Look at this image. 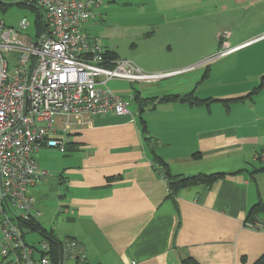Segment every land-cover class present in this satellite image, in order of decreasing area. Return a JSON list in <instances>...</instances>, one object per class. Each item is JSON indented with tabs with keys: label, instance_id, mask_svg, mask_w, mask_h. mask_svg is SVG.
<instances>
[{
	"label": "crops",
	"instance_id": "0c3cea01",
	"mask_svg": "<svg viewBox=\"0 0 264 264\" xmlns=\"http://www.w3.org/2000/svg\"><path fill=\"white\" fill-rule=\"evenodd\" d=\"M100 1L80 31L99 40L106 65L128 60L122 46L129 43L144 72L180 73L136 89L111 81L132 97L126 116L55 120L48 139L68 142L64 152L43 145L32 153L46 175L28 190L41 216L37 231L22 229L23 240L77 242L83 258L59 264H254L264 254V229L246 227L264 226V211H253L264 205V0H194L195 17L179 21L184 33L177 37L145 33L127 15L115 16L143 0ZM13 5L32 14L34 37L21 31L24 41L36 39L37 10L0 0L4 12ZM189 94L201 103L160 102ZM199 175L222 177L168 195L167 178Z\"/></svg>",
	"mask_w": 264,
	"mask_h": 264
},
{
	"label": "built area",
	"instance_id": "2783aa9c",
	"mask_svg": "<svg viewBox=\"0 0 264 264\" xmlns=\"http://www.w3.org/2000/svg\"><path fill=\"white\" fill-rule=\"evenodd\" d=\"M19 1L37 9L44 30L25 42L21 35L28 27L25 19L17 29L0 21V256L2 264H51L50 242L43 239L38 246H30L19 228V223L41 216L28 190L46 171L32 153L43 145L65 151L67 137L48 139L59 116L128 115L132 97L109 89L107 82L150 83L180 70L147 73L128 60L106 65L99 40H89L80 31L96 18L100 0ZM155 172L160 175L163 167L157 165ZM246 227L264 229L259 222ZM59 247L62 258H83L74 240L59 243Z\"/></svg>",
	"mask_w": 264,
	"mask_h": 264
},
{
	"label": "rangeland",
	"instance_id": "374dc122",
	"mask_svg": "<svg viewBox=\"0 0 264 264\" xmlns=\"http://www.w3.org/2000/svg\"><path fill=\"white\" fill-rule=\"evenodd\" d=\"M182 2H184V4H182ZM193 3L194 0H143V2L138 4L131 2V5L126 8H117L115 16L127 15L128 17H125L128 18V20H133L132 22H134V25L136 24V26L145 33H152L156 36L165 35L177 37L179 33H184V29H182L183 25L179 23V21L185 17V23H187L195 17L192 8ZM179 4L190 8L179 10L176 8ZM170 7L171 9L169 10ZM28 11L29 10L26 11V9L19 8L17 5H13L8 7L5 12L0 9V19L3 20L6 25L16 27L22 18H26L30 26L22 31V35L34 37V22L32 14ZM185 23L184 25H186ZM137 44L139 45L138 42ZM122 47L123 51L126 53V57L122 58L133 62L137 54L132 50V46L130 47L129 43H125ZM106 85L109 89L115 91L111 81L107 82ZM133 86L135 89L138 88V84H134ZM129 109H132V103Z\"/></svg>",
	"mask_w": 264,
	"mask_h": 264
},
{
	"label": "trees",
	"instance_id": "16d2710c",
	"mask_svg": "<svg viewBox=\"0 0 264 264\" xmlns=\"http://www.w3.org/2000/svg\"><path fill=\"white\" fill-rule=\"evenodd\" d=\"M30 7L35 8L34 6L28 5ZM36 9V8H35ZM37 10V9H36ZM37 20H36V36L37 34H40L43 32V22H42V17L40 13L37 11ZM106 58V55H105ZM111 58V57H110ZM112 59V58H111ZM264 84V77L262 79L261 86ZM160 102L163 103H170V102H180V103H185L188 105H197L201 103V100H198L196 98H193L192 95H187L183 97H178V96H163V98L160 100ZM148 104V103H147ZM142 107V105L140 104ZM68 147V146H67ZM155 164L159 165L160 163L156 162ZM155 165V167L157 166ZM155 169V168H154ZM160 173V172H159ZM222 175H199V176H194V177H189V178H184V179H171L167 178V189H168V195H171L174 191L182 188H187L191 187L197 184H205V185H212L213 182H216L217 179H220ZM253 211L256 212H263L264 211V205L261 204H256V206L253 208ZM19 228H30L31 230H38L36 227L34 221L30 223H19ZM44 239H47L50 242V259L53 264H59L61 261V254H60V247L59 243L56 240V238H53L51 235H44ZM184 264H196V262L188 259L184 261ZM254 264H264V254L254 263Z\"/></svg>",
	"mask_w": 264,
	"mask_h": 264
}]
</instances>
